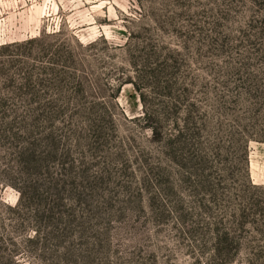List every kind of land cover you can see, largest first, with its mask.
<instances>
[{"label": "rangeland", "instance_id": "rangeland-1", "mask_svg": "<svg viewBox=\"0 0 264 264\" xmlns=\"http://www.w3.org/2000/svg\"><path fill=\"white\" fill-rule=\"evenodd\" d=\"M167 84L195 104L170 143ZM261 93L264 0H0V264H202L221 211L264 203Z\"/></svg>", "mask_w": 264, "mask_h": 264}, {"label": "trees", "instance_id": "trees-1", "mask_svg": "<svg viewBox=\"0 0 264 264\" xmlns=\"http://www.w3.org/2000/svg\"><path fill=\"white\" fill-rule=\"evenodd\" d=\"M57 34H59L60 36L62 33L61 31H59L58 33H55L53 35H57ZM56 46H58V54L61 55V66L63 68V72L61 75L70 77L75 81V83H78L81 86V81H82L81 76L77 74L79 72L78 71L79 69L76 68L75 66L76 62L73 61V59H71L73 56H75L76 50L68 41H65V39L63 38H60L59 45ZM68 70H72L73 72H69ZM177 86H178L177 84L174 85L167 84L169 95L172 96V102H173L170 110L173 111L175 114L176 113L178 114L176 120L172 122L173 127L176 128L177 134L176 133L172 134L171 128L161 127L159 129H155L161 141L166 136L169 138L168 139L169 143L172 142L173 140H179L180 136H182L181 133L185 129V126H188V124L190 123V118L188 117L187 114L188 107L195 106V104H188L189 106H186L184 104L183 95L184 93L186 94L188 92L189 90L188 86L186 85L182 86V93H183L182 95L177 94L179 92ZM255 98L257 99L261 98L264 100V93L259 94V96H255ZM50 107H52L51 110L52 112L49 115L51 116L53 114H57L56 109L58 108V105L55 104L54 106L53 103L51 102ZM254 109L255 110L252 111L253 113L252 112L250 113V107H249V110L247 111L248 118L246 117L247 121H250V123L253 124L252 126H254L253 127L254 130L251 134L252 135L251 137H254L257 134H261L262 135L261 138L264 140V107H259ZM256 112H258V114ZM180 113L181 114L183 113L182 116H179ZM250 114L251 117L249 116ZM248 127L249 125L244 126L242 132H245ZM247 133L249 134V132ZM240 136L242 135L240 134ZM33 157L34 156L32 155V158ZM245 157H246L245 162L247 163V157H248L247 152H245ZM204 160H205V156L203 155L202 161ZM253 188L257 190L255 186H253ZM261 203L263 202L254 200L252 203L253 208L249 209V211H251L249 213H246L245 209H240V210L238 209L233 212H228L227 210L221 211V222H223L222 224L228 223L229 226L231 225V227L229 228L218 227L216 229H210V233H208V235L210 236V240L207 239V235L205 234L204 236L201 237V240H199L197 237L194 238V241L195 243L198 244V247H202L203 249L205 262L203 263L201 262L202 264H239L236 259L239 257V255L243 250V244L239 237L240 232L243 230V226L245 225L253 226L252 228L253 233L256 232L257 235L264 237V228H260L258 226L260 225V222L258 221L259 216L264 217V207L263 208L260 207ZM263 244L264 242H262L259 238L258 239L256 238L252 242V244L247 248V251L249 253L245 264H264Z\"/></svg>", "mask_w": 264, "mask_h": 264}]
</instances>
